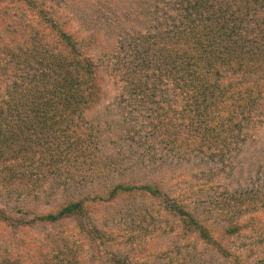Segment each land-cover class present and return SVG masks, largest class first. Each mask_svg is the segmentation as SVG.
<instances>
[{
    "label": "rangeland",
    "instance_id": "obj_1",
    "mask_svg": "<svg viewBox=\"0 0 264 264\" xmlns=\"http://www.w3.org/2000/svg\"><path fill=\"white\" fill-rule=\"evenodd\" d=\"M185 1H45L98 68L101 95L82 116L88 145L83 156L70 160L61 153L53 163L28 159L18 164L21 173L0 172V210L9 216L0 220V264H48L49 257L62 255L71 264H229L178 218L179 207L211 240L230 226H245L225 235L224 244L245 263L264 264V106L258 115L248 112L255 121L238 130L231 152L219 156L186 153L185 146L175 154L164 144L169 136L175 146L174 137L154 130L155 102L169 103V109L175 101L184 106L166 83L157 89L168 92L154 91V36L161 40L169 31L154 18L162 9L175 13ZM0 11L14 21L21 14L7 2ZM254 24L249 22L248 31ZM117 183L155 184L159 196L94 203L79 220H38L67 201L105 193ZM83 225L92 231L91 245L77 234Z\"/></svg>",
    "mask_w": 264,
    "mask_h": 264
},
{
    "label": "trees",
    "instance_id": "obj_2",
    "mask_svg": "<svg viewBox=\"0 0 264 264\" xmlns=\"http://www.w3.org/2000/svg\"><path fill=\"white\" fill-rule=\"evenodd\" d=\"M45 1L0 0V6L7 2L21 8L17 21L0 11V172L5 174L21 173L17 166L28 159L53 163L61 153L70 160L83 156L88 145L80 127L82 116L101 95L98 68ZM174 11L175 15L159 10L154 18L170 31L161 40L154 36V91L175 92L184 106L175 101L169 109V103L155 102L154 130L174 137L175 146L169 136L164 144L168 150L176 149L175 154L184 146L186 153H229L238 143V130L253 123L251 115L264 106V0H187ZM253 21L256 24L248 31ZM159 83L170 89L158 90ZM134 194L158 197L159 191L155 184L117 183L105 193L67 201L38 220L50 224L79 220L91 204ZM177 215L229 264H247L223 241L245 226H230L211 240L184 208L179 207ZM0 220L9 221L3 210ZM76 228L91 245V229ZM52 259L48 264H71L64 255L49 257L48 262Z\"/></svg>",
    "mask_w": 264,
    "mask_h": 264
}]
</instances>
